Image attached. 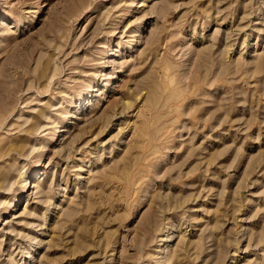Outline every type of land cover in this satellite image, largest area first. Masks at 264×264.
<instances>
[{
    "label": "rangeland",
    "instance_id": "1",
    "mask_svg": "<svg viewBox=\"0 0 264 264\" xmlns=\"http://www.w3.org/2000/svg\"><path fill=\"white\" fill-rule=\"evenodd\" d=\"M0 264H264V0H0Z\"/></svg>",
    "mask_w": 264,
    "mask_h": 264
}]
</instances>
